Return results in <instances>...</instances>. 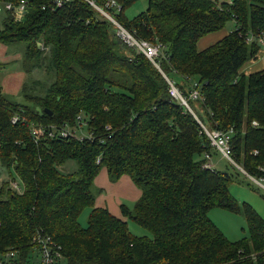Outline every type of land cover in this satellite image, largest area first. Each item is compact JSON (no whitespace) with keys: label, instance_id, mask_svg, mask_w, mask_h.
Returning <instances> with one entry per match:
<instances>
[{"label":"trees","instance_id":"trees-1","mask_svg":"<svg viewBox=\"0 0 264 264\" xmlns=\"http://www.w3.org/2000/svg\"><path fill=\"white\" fill-rule=\"evenodd\" d=\"M20 1L0 0V43L22 46L26 75L22 101L0 85V173L7 177L0 183V254L25 252L46 235L66 264H264V221L238 205L230 174L203 168L218 153L196 119L231 130L233 158L264 178V69L240 70L263 45L264 0H145L131 21L124 9L135 0H116L120 24L163 45L160 70L119 42L115 25L84 0H24L17 19L6 5ZM229 20L232 31L197 48ZM163 74L195 116L170 96ZM193 82L200 95L189 98ZM79 115L87 137L31 135L34 123L75 126ZM102 170L110 183L128 176L141 192L132 208L121 205L122 218L95 207ZM214 208L243 214L248 237L229 241L208 217ZM130 221L149 236L133 235Z\"/></svg>","mask_w":264,"mask_h":264},{"label":"built area","instance_id":"built-area-1","mask_svg":"<svg viewBox=\"0 0 264 264\" xmlns=\"http://www.w3.org/2000/svg\"><path fill=\"white\" fill-rule=\"evenodd\" d=\"M65 1L68 0H55L57 6H61ZM94 9L99 11L105 18L115 25V33L120 42H123L127 46L135 49L138 52L143 53L154 65L160 70L159 63L157 59L160 56H164L166 53L164 47L161 43H151L147 40L136 37L130 30L125 26L120 24L113 16L121 10V5L116 0H84ZM8 9L12 8L14 10L15 16L19 19L25 11V1L21 0L19 5H6ZM260 41L264 45V33L260 35ZM163 76L166 78L169 84V94L180 104L184 105L191 113L194 111L188 103V98L183 94V92L175 85L174 81L170 80L165 74ZM199 89L197 84L193 82L192 89L189 93V98H196L199 94ZM82 117L77 116V121L79 124L75 126H69L67 124L62 125L60 128L54 124H33L31 125L30 132L35 138H55V137H76L77 130L81 129L84 121ZM20 119L18 116L12 117V123H16ZM201 125L203 133L208 137L210 145L225 159L228 163L232 164L233 167L240 170L247 178H249L253 183L259 186L264 191V178H257L248 175L240 166L238 162L233 158V145L231 142V130L222 131L219 129H210L201 123V121L196 117ZM255 124V123H254ZM210 158V155H206ZM205 169H214L213 164L210 163V159L203 164ZM0 264H66L65 258L62 253V249L58 246L49 236L37 235L33 238L31 242V247L25 252H20L19 250H10L3 254H0Z\"/></svg>","mask_w":264,"mask_h":264},{"label":"rangeland","instance_id":"rangeland-1","mask_svg":"<svg viewBox=\"0 0 264 264\" xmlns=\"http://www.w3.org/2000/svg\"><path fill=\"white\" fill-rule=\"evenodd\" d=\"M218 4L222 2H229L230 0H214ZM147 3L145 0H135L130 6L124 9V16L128 20H132L135 16L145 11ZM4 18V10L0 7V29L2 28V22ZM235 23L233 20H229L225 28L232 31L234 29ZM3 45L0 43V61L4 62L3 58L6 56L3 50ZM9 50L16 51L17 56L12 58L10 64L3 66L0 71L1 80L5 83L7 87L8 95L12 97L15 101H22V95L20 94V85L25 79L22 69H21V48L20 44L5 45ZM1 61V62H2ZM5 63V62H4ZM42 75V74H41ZM40 73L37 78L41 77ZM27 84L33 83L30 78H27ZM40 81V80H39ZM42 84V83H40ZM40 84L37 88H40ZM88 131L86 127L81 130H77L76 137L82 138L87 137ZM212 158L210 163L213 164L215 170L230 174L232 176V183L230 185V193L236 199L238 205L242 207L244 204L251 206L256 213L264 221V191L255 183H253L249 178L240 172L239 169L230 166L225 159L218 154H211ZM73 168V166H71ZM1 168V167H0ZM75 169V164L74 168ZM71 170V171H72ZM246 172V171H245ZM251 176V175H250ZM6 174L2 171L0 173V183L2 179H5ZM89 209L82 212L79 217V224L85 228L87 225ZM209 219L216 225V227L226 236L229 241L237 242L248 237L246 220L243 214L231 213L224 209L214 208L208 212ZM129 231L137 236H149V233L136 225L133 222L128 223Z\"/></svg>","mask_w":264,"mask_h":264},{"label":"crops","instance_id":"crops-1","mask_svg":"<svg viewBox=\"0 0 264 264\" xmlns=\"http://www.w3.org/2000/svg\"><path fill=\"white\" fill-rule=\"evenodd\" d=\"M230 30L226 29L225 27L219 31L210 33L204 37H202L198 43V49H204L207 46L213 44L214 42L220 40L226 34H228ZM3 50L5 51V57L3 58L4 62L0 61L1 68L10 64L12 58L17 56L16 51L9 50L8 47L3 45ZM264 69V45H262L254 58L247 60L241 67V71L245 74H250L253 72H257ZM25 79L26 75L22 71ZM23 80L22 84L20 85V89L24 84ZM0 85L1 90L3 93L8 95L7 87L5 83L1 80L0 77ZM94 186L96 189L101 190V194L96 198L95 207L96 208H104L107 209L113 216L117 218H122L121 214V205H126L129 208H132L133 204L139 199L141 196L140 190L134 185L132 180L128 176L121 177L117 182L110 183L108 179V175L105 170H102L99 175L96 177L94 181Z\"/></svg>","mask_w":264,"mask_h":264},{"label":"water","instance_id":"water-1","mask_svg":"<svg viewBox=\"0 0 264 264\" xmlns=\"http://www.w3.org/2000/svg\"><path fill=\"white\" fill-rule=\"evenodd\" d=\"M120 42V41H119Z\"/></svg>","mask_w":264,"mask_h":264}]
</instances>
